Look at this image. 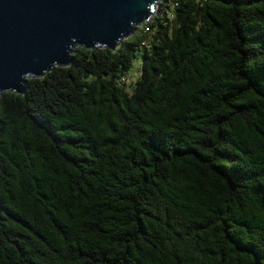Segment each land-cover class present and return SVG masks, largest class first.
Here are the masks:
<instances>
[{"label":"trees","instance_id":"trees-1","mask_svg":"<svg viewBox=\"0 0 264 264\" xmlns=\"http://www.w3.org/2000/svg\"><path fill=\"white\" fill-rule=\"evenodd\" d=\"M0 264H264V0H161L1 93Z\"/></svg>","mask_w":264,"mask_h":264},{"label":"water","instance_id":"water-1","mask_svg":"<svg viewBox=\"0 0 264 264\" xmlns=\"http://www.w3.org/2000/svg\"><path fill=\"white\" fill-rule=\"evenodd\" d=\"M160 0H0V94L72 61L76 45L117 49Z\"/></svg>","mask_w":264,"mask_h":264},{"label":"rangeland","instance_id":"rangeland-1","mask_svg":"<svg viewBox=\"0 0 264 264\" xmlns=\"http://www.w3.org/2000/svg\"><path fill=\"white\" fill-rule=\"evenodd\" d=\"M159 3L160 2H158L155 5V13H154V15L158 11ZM140 26H142V25H140ZM141 65H142V51L140 50V51L137 52L136 57L133 59V63H132V66H131V68L129 70V74L126 77V88H127L128 91H131L133 89V82L136 81V79L138 78V76L141 73Z\"/></svg>","mask_w":264,"mask_h":264},{"label":"built area","instance_id":"built-area-1","mask_svg":"<svg viewBox=\"0 0 264 264\" xmlns=\"http://www.w3.org/2000/svg\"><path fill=\"white\" fill-rule=\"evenodd\" d=\"M161 1V0H160ZM159 1V2H160ZM148 20H146L145 22H147ZM145 22H143V23H140V24H138L137 26H140V25H143Z\"/></svg>","mask_w":264,"mask_h":264}]
</instances>
